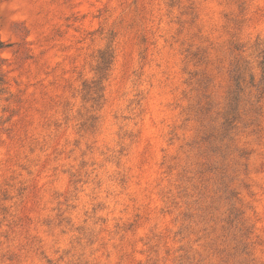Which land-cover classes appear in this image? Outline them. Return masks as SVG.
<instances>
[{
    "label": "rangeland",
    "instance_id": "rangeland-1",
    "mask_svg": "<svg viewBox=\"0 0 264 264\" xmlns=\"http://www.w3.org/2000/svg\"><path fill=\"white\" fill-rule=\"evenodd\" d=\"M0 264H264V0H0Z\"/></svg>",
    "mask_w": 264,
    "mask_h": 264
},
{
    "label": "trees",
    "instance_id": "trees-1",
    "mask_svg": "<svg viewBox=\"0 0 264 264\" xmlns=\"http://www.w3.org/2000/svg\"><path fill=\"white\" fill-rule=\"evenodd\" d=\"M243 66H244V64H243V62L242 61H240L238 64H237V66H236V78H235V81H236V86H237V91H238V89L239 90H241L242 91V83H243V81H244V79H243V74H244V72L242 71V69H243ZM234 98L235 99H237V97L236 96H234Z\"/></svg>",
    "mask_w": 264,
    "mask_h": 264
}]
</instances>
